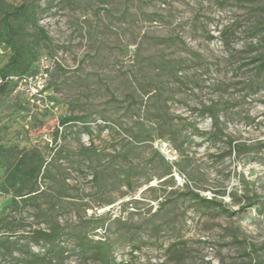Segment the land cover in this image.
<instances>
[{
  "label": "rangeland",
  "instance_id": "rangeland-1",
  "mask_svg": "<svg viewBox=\"0 0 264 264\" xmlns=\"http://www.w3.org/2000/svg\"><path fill=\"white\" fill-rule=\"evenodd\" d=\"M4 1L50 108L0 95V264H264V0Z\"/></svg>",
  "mask_w": 264,
  "mask_h": 264
},
{
  "label": "trees",
  "instance_id": "trees-1",
  "mask_svg": "<svg viewBox=\"0 0 264 264\" xmlns=\"http://www.w3.org/2000/svg\"><path fill=\"white\" fill-rule=\"evenodd\" d=\"M32 12L33 11L28 7L27 4L9 5L8 3H6V1L0 0V45H7L8 47H10L12 52V55L7 63L0 67V78L5 79L4 83L0 84V95L4 94L7 91L18 93L16 92L17 84L12 80L7 79L8 77L23 76L26 74H33L37 72L36 68L32 72L28 70L29 68H31V63L25 62L23 52L18 43V36L22 29V23L30 19ZM256 70L259 76L264 75V58L259 60ZM211 118H213V122L216 124L217 120L214 114L211 115ZM69 121L70 119L64 120L62 124L64 125ZM231 149L236 150V147L231 146ZM41 170V168L35 169L37 176L41 173ZM36 186L37 184H32L27 193L16 195V198L19 197L26 201L36 193ZM188 195H192L194 199L200 203V205L206 208L214 207L227 216H233L236 213V211L228 209V207L224 203L219 202L216 199H207L205 197H202L199 193L195 192H190L188 193ZM251 207H253V203L242 206L240 211H244ZM34 234L38 236L37 238L39 240L51 241L56 238V233L53 231H51L50 233L44 231H35ZM85 238V236L80 238V246L82 248V251H84L85 253L92 252V254H98L99 251H101V248L99 247L98 249L96 248L97 250L93 249V251H91V249L85 243ZM6 251L9 252L7 248ZM13 264L37 263L35 261H16Z\"/></svg>",
  "mask_w": 264,
  "mask_h": 264
},
{
  "label": "built area",
  "instance_id": "built-area-1",
  "mask_svg": "<svg viewBox=\"0 0 264 264\" xmlns=\"http://www.w3.org/2000/svg\"><path fill=\"white\" fill-rule=\"evenodd\" d=\"M39 70L33 74L23 76H10L7 79L12 80L17 84L16 92L24 93L32 106L37 108H50L47 101V85L46 79L49 74V66L46 59L39 60ZM5 79L0 78V84L4 83Z\"/></svg>",
  "mask_w": 264,
  "mask_h": 264
}]
</instances>
